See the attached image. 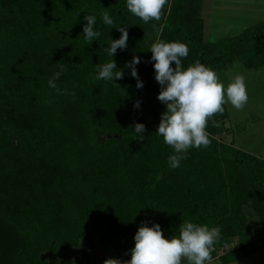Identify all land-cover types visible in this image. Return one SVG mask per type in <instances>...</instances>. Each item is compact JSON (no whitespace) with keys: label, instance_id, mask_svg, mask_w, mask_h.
Wrapping results in <instances>:
<instances>
[{"label":"trees","instance_id":"1","mask_svg":"<svg viewBox=\"0 0 264 264\" xmlns=\"http://www.w3.org/2000/svg\"><path fill=\"white\" fill-rule=\"evenodd\" d=\"M201 7L202 0H167L161 19L145 23L126 0H0V264H49L47 253L81 264L78 245L85 263L104 246L128 261L142 223L159 224L166 239L178 238L185 221L218 227L211 256L223 264L264 247V232L249 233L264 224V159L218 137L229 129L226 107L208 119L210 145L190 147L178 168L156 134L166 106L157 99L153 43L186 44L184 69L199 61L218 72L235 59L264 66V15L208 41ZM104 12L113 25L103 23ZM85 15L96 16L100 33L90 43ZM119 26L129 38L112 58L106 49ZM134 55L140 89L125 67ZM111 59L124 71L114 81L120 87L96 79ZM61 63L58 92L48 81ZM134 123L145 126L144 140L135 139Z\"/></svg>","mask_w":264,"mask_h":264},{"label":"clouds","instance_id":"2","mask_svg":"<svg viewBox=\"0 0 264 264\" xmlns=\"http://www.w3.org/2000/svg\"><path fill=\"white\" fill-rule=\"evenodd\" d=\"M167 0H126L127 9L145 23L150 20L159 21L161 10ZM105 25H113L114 21L108 12L101 14ZM87 23L83 26L85 39L89 43L97 40L100 33L94 31L95 15H85ZM121 36L112 40L106 49L113 58L117 50L127 47L129 34L124 26L117 27ZM151 60L155 80L161 85L157 99L166 106V111L160 115V122L156 134L161 136L167 145L172 146L175 154L169 157V166L178 168L180 161L186 159L185 153L190 147L199 149L208 147L211 143L209 134L205 131L209 117L217 113L223 114L227 98L237 110L241 109L248 101V94L244 77L237 75L227 87L218 80L215 71L207 68L199 61L194 65L182 68L181 58L187 57L188 47L181 42L157 41L150 46ZM175 63V67L172 63ZM141 63V58L133 56L125 63L130 75L136 79V87H143L136 65ZM64 68L60 64V71L53 73L48 84L56 88L55 81L59 79ZM124 78L123 69H118L113 59L98 66L96 79L120 80ZM115 83V82H114ZM118 87L119 84L115 83ZM74 95V93H71ZM134 108H140V102H134ZM213 126L219 127V121H213ZM135 139L144 140L145 126L134 123L132 129ZM179 237L166 239L162 235L159 224L153 223L151 227L142 223L134 234V247L130 249L131 257L128 261L108 258L104 264H181V259L186 258L188 264H205L211 261V252L214 242L221 236L218 227L209 228L206 225L185 221L179 225Z\"/></svg>","mask_w":264,"mask_h":264},{"label":"rangeland","instance_id":"3","mask_svg":"<svg viewBox=\"0 0 264 264\" xmlns=\"http://www.w3.org/2000/svg\"><path fill=\"white\" fill-rule=\"evenodd\" d=\"M202 4V9L204 10L202 14L204 19V38L208 41L235 35L245 27L258 22L264 14H261L264 10H257L260 6L264 7V0H224V2L221 0H203ZM221 5L224 6V9L220 8L221 11L217 10L218 8H213L215 10L210 11L212 7H220ZM208 6H210L209 10H207ZM207 20L209 29L206 27ZM216 74L218 80L225 88L237 75H242L248 94L247 103L239 110L232 106L230 102H227L225 97L224 106L228 111L225 124L229 129L218 135V137L227 143H232L235 147L264 159V66L246 68L238 59H235L231 63L225 64ZM254 218V216H247V221L253 223L255 222ZM262 232H264V224L249 230L250 235ZM105 247H103L104 249L98 248L94 252L95 256L88 252L89 257L93 258L92 264H104V261L108 258L117 259L114 249L111 247H106L105 249ZM76 250V259L81 264H89L85 263L83 259L84 256L80 245L76 247ZM47 258L49 264H59V259L54 255L47 253ZM76 261L75 259H70L66 264H77ZM206 264L223 263L215 259ZM227 264H264V249Z\"/></svg>","mask_w":264,"mask_h":264},{"label":"crops","instance_id":"4","mask_svg":"<svg viewBox=\"0 0 264 264\" xmlns=\"http://www.w3.org/2000/svg\"><path fill=\"white\" fill-rule=\"evenodd\" d=\"M221 1L224 2V0H221ZM202 2H203V0H202ZM255 6H256V5H255ZM205 7H207V6L205 5ZM223 7H224V6H222V5H221L220 7H218V6L215 7V6H214V7H212V8L210 9V11H211V10L214 11L215 9H213V8H218L217 10L221 11L220 8L224 9ZM202 8H203V4H202V7H201V14H203V12H204V10H203ZM209 8H210V6H208V9H207V8H206V9L209 10ZM257 8H258V7H257ZM253 9H255V8H253ZM257 10H258V11H262V10H264V7H263V6H260V8H258ZM254 11H255V10H254ZM263 13H264V11L261 12V14H263ZM251 14H252V13H251ZM248 15H249V14H248ZM263 15H264V14H263ZM202 16H203V15H202ZM261 18H262V17H261ZM203 20H204V19H203ZM207 23H208V20H207L206 24H207ZM206 27L209 29L208 24H207ZM204 35H205V32H204ZM234 243H235V241H234ZM263 249H264V247H263L261 250H263ZM261 250H260V251H261ZM258 252H259V251H258ZM256 253H257V252H256ZM253 254H254V253H253ZM215 259H216V258H215ZM215 259H213V260H215ZM213 260H211V261H213ZM239 260H240V259H239ZM208 262H210V261H208ZM206 263H207V262H206Z\"/></svg>","mask_w":264,"mask_h":264}]
</instances>
